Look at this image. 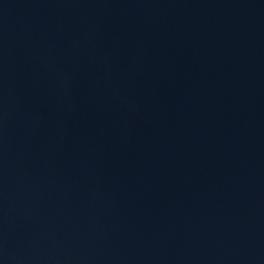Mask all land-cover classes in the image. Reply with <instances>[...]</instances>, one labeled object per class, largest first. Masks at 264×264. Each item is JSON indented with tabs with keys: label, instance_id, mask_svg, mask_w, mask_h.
<instances>
[{
	"label": "water",
	"instance_id": "1",
	"mask_svg": "<svg viewBox=\"0 0 264 264\" xmlns=\"http://www.w3.org/2000/svg\"><path fill=\"white\" fill-rule=\"evenodd\" d=\"M0 264H264V0H145Z\"/></svg>",
	"mask_w": 264,
	"mask_h": 264
}]
</instances>
